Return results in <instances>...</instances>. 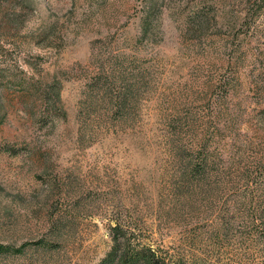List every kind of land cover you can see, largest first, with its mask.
<instances>
[{"label": "rangeland", "instance_id": "rangeland-1", "mask_svg": "<svg viewBox=\"0 0 264 264\" xmlns=\"http://www.w3.org/2000/svg\"><path fill=\"white\" fill-rule=\"evenodd\" d=\"M114 233L264 264V0H0V264Z\"/></svg>", "mask_w": 264, "mask_h": 264}, {"label": "trees", "instance_id": "trees-1", "mask_svg": "<svg viewBox=\"0 0 264 264\" xmlns=\"http://www.w3.org/2000/svg\"><path fill=\"white\" fill-rule=\"evenodd\" d=\"M112 230L121 232L119 227H114ZM114 234L112 237V249L100 264H113V260H115V264H154V255L150 250L141 253L135 251L130 252L124 240L119 239L116 233Z\"/></svg>", "mask_w": 264, "mask_h": 264}]
</instances>
